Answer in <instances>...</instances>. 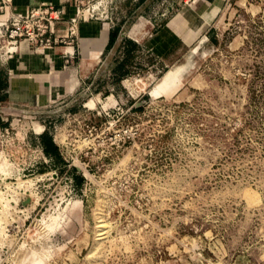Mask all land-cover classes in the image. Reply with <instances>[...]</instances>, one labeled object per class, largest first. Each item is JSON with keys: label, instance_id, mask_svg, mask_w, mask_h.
Wrapping results in <instances>:
<instances>
[{"label": "rangeland", "instance_id": "obj_1", "mask_svg": "<svg viewBox=\"0 0 264 264\" xmlns=\"http://www.w3.org/2000/svg\"><path fill=\"white\" fill-rule=\"evenodd\" d=\"M175 1L78 0L64 37L43 19L50 42L18 47L71 46L74 18L124 37L112 55L96 45L85 75L75 44L70 83L0 128V264H264V0H224L197 38L145 43L214 2ZM204 39L194 75L153 94Z\"/></svg>", "mask_w": 264, "mask_h": 264}, {"label": "crops", "instance_id": "obj_2", "mask_svg": "<svg viewBox=\"0 0 264 264\" xmlns=\"http://www.w3.org/2000/svg\"><path fill=\"white\" fill-rule=\"evenodd\" d=\"M171 1L173 4L169 3V5H178L175 0ZM183 1L185 2V0ZM201 1L208 5L214 1L208 10H201L203 15L198 21L203 20L209 24L208 20L212 19L219 10H214L212 6L219 4L220 8L224 0ZM77 2L78 0H0V6L4 4L5 10L24 13L33 6L52 5L56 8L55 14L58 16V20L55 23V33L50 37L60 39L65 36L64 28L69 19L75 16L77 9L81 8ZM178 12L165 20L150 41L147 40L145 43L158 44L161 42L174 45L182 35L184 42H187L188 33L194 26L191 28V21L186 20L184 7L180 8ZM76 20L77 36L74 40L71 38V46H54L44 52L23 47L17 54L12 55L5 65L0 67V128L8 122L9 115L15 109L42 106L51 99L52 92L62 90L63 86L70 83L77 68L66 71L65 62L73 60L76 51L75 44L81 49V68L82 74L85 75L93 68L92 64L94 63L91 64L90 59L94 55L92 50L96 45L98 57V55L105 54L109 45H118L124 39L119 35L115 37L113 43H109L111 33L108 28L110 23L106 20L102 22L90 18H77ZM135 42L139 43V41ZM107 54L112 55V51Z\"/></svg>", "mask_w": 264, "mask_h": 264}, {"label": "built area", "instance_id": "obj_3", "mask_svg": "<svg viewBox=\"0 0 264 264\" xmlns=\"http://www.w3.org/2000/svg\"><path fill=\"white\" fill-rule=\"evenodd\" d=\"M3 2V1H2ZM4 4L0 6V13L8 14V18L3 20L0 23V27L5 26L6 33H8V43L9 48L4 53V56L10 58L13 54L17 52L18 47L23 43L32 44L36 39H39V42L45 43L46 45L50 42V39L45 35L46 26L42 24L44 19L47 22V26L50 28V32H53L51 29L54 27L55 23L58 20V16L54 12V8L51 5H38L36 8L28 9L24 13H17L14 10L8 11L5 10ZM4 9V10H3ZM77 12H80L77 9ZM10 13V15H9ZM45 15V18H43ZM3 17V16H0ZM76 19H72V22H75ZM10 26V29H9ZM13 123H10V128H12ZM8 129H4L3 134H8Z\"/></svg>", "mask_w": 264, "mask_h": 264}, {"label": "bare ground", "instance_id": "obj_4", "mask_svg": "<svg viewBox=\"0 0 264 264\" xmlns=\"http://www.w3.org/2000/svg\"><path fill=\"white\" fill-rule=\"evenodd\" d=\"M212 8L218 10L219 4L212 6ZM210 21L211 19L208 20V22ZM207 26L208 24L203 20L196 23L188 33V40L197 38ZM205 40H202L195 47L188 50L178 62L165 72L158 85L152 91L153 94L171 95L194 75L201 58L204 56V52L199 47Z\"/></svg>", "mask_w": 264, "mask_h": 264}, {"label": "trees", "instance_id": "obj_5", "mask_svg": "<svg viewBox=\"0 0 264 264\" xmlns=\"http://www.w3.org/2000/svg\"><path fill=\"white\" fill-rule=\"evenodd\" d=\"M115 40V37L113 35H110V42L109 43H113Z\"/></svg>", "mask_w": 264, "mask_h": 264}]
</instances>
